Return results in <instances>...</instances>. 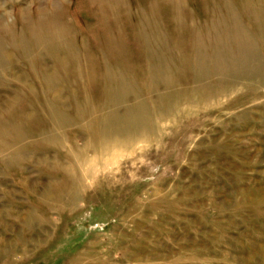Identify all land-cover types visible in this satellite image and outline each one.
<instances>
[{"label": "rangeland", "instance_id": "374dc122", "mask_svg": "<svg viewBox=\"0 0 264 264\" xmlns=\"http://www.w3.org/2000/svg\"><path fill=\"white\" fill-rule=\"evenodd\" d=\"M0 264H264V0H0Z\"/></svg>", "mask_w": 264, "mask_h": 264}, {"label": "bare ground", "instance_id": "6f19581e", "mask_svg": "<svg viewBox=\"0 0 264 264\" xmlns=\"http://www.w3.org/2000/svg\"><path fill=\"white\" fill-rule=\"evenodd\" d=\"M139 114L140 115L137 114L135 116V118L133 119V121H126L128 118L127 119H123V118L120 119L121 122L118 123V126L119 127H123V126L125 127V125H131V126L125 128L124 130L121 129L120 132L118 133V138L119 139L122 138V140H117L118 139L117 138L116 140H111L110 142H106L103 145V148H102L104 150V153L102 154V156L101 157L92 158L91 159V163H95L96 164L97 163V159H99V161L101 159V162L103 161L104 162V165L107 166L109 163H111V162H109L110 160L107 158V156H109V154H111L112 152L117 151L118 147L121 144L123 145L125 139H128V138L129 139L130 138L132 139L135 136L134 134H136L138 136L140 132H142V133L144 132L146 134H151V133H153V131H155V129L157 127L154 124L152 126H150L149 128H146L145 127L141 131L139 130L140 128H138L137 125L141 124L146 119V117L144 116L145 115L144 113H139ZM110 119H112V117ZM106 134H109V131H107ZM91 167H93V166H91Z\"/></svg>", "mask_w": 264, "mask_h": 264}]
</instances>
